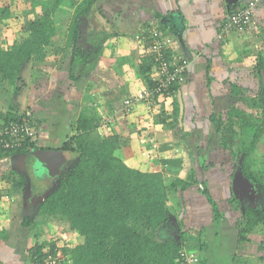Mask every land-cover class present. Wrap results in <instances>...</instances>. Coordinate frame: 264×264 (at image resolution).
<instances>
[{
    "label": "crops",
    "instance_id": "crops-1",
    "mask_svg": "<svg viewBox=\"0 0 264 264\" xmlns=\"http://www.w3.org/2000/svg\"><path fill=\"white\" fill-rule=\"evenodd\" d=\"M27 1L32 0H23ZM81 1L63 0L58 8L54 4L53 19L56 25L58 21L65 22V27L59 30L57 25L46 61L32 69L30 66L28 84L26 78L17 79L19 90H14L0 82V130L3 117L27 110L36 123L37 149L57 151L74 134L73 125L81 114L95 117L98 134L124 140L125 146L114 154L128 167L160 173L167 183L176 180L187 183L190 175L196 181L169 196V219L159 230L161 239H178L180 233H186L193 239L187 243L192 245L197 239L204 242L203 252L195 253L201 254V264H264V222H258L257 218L253 231L245 240L239 239L243 213L247 209L264 210V194L241 172L235 194L233 182L237 167L228 151L220 149L210 122L217 100L226 96L230 83L250 93H264V72L254 92L252 85L256 78L251 71L255 55L261 52L264 57L262 41L260 50H252L256 40H261L254 36V31L264 25V1L254 9L248 28L231 34L224 44L217 39L223 21L247 0H97L93 17L82 18L80 30L83 35L102 31L111 34V38L97 61H90L89 67L95 64L91 73L82 72L83 66L70 67L72 48L65 39H60L67 37L74 9ZM38 2L33 0L31 4ZM47 3L53 4L55 0ZM149 27H157L167 38L169 52L188 61L187 80L172 97L158 98V103L151 104V108L140 103L126 113L123 101L146 87L131 73L120 72L133 68L129 65L133 59L136 66L140 63L144 55L133 37L140 29ZM20 36L23 34L0 46L9 48ZM89 49L85 47L88 52ZM248 73L249 77L242 82L237 80ZM116 78L120 81L123 78L129 90L111 88ZM115 92L122 94L120 100ZM174 99L179 107L178 124L172 127L153 122L154 109L163 108L168 115L175 108ZM37 149L27 154L0 156V231L14 224V214L21 203L19 198L31 210L58 180L59 174L36 175L32 151ZM64 155L65 162L70 160L71 156ZM250 165L255 174H264V141L257 145ZM18 180L23 182L20 188L16 186ZM182 195L193 200V208L186 218L179 200ZM212 203L222 214L218 221ZM4 261L6 256H0V262Z\"/></svg>",
    "mask_w": 264,
    "mask_h": 264
},
{
    "label": "trees",
    "instance_id": "trees-1",
    "mask_svg": "<svg viewBox=\"0 0 264 264\" xmlns=\"http://www.w3.org/2000/svg\"><path fill=\"white\" fill-rule=\"evenodd\" d=\"M62 1L44 3L39 15L22 20L18 30L26 36H20L9 48L0 46V82L19 90L16 81L22 68L30 65L32 69L46 61L58 28L53 19L54 4L58 8ZM13 2L9 6H0V27L16 19L10 9ZM96 2L82 0L76 5L64 40L72 48L70 67L83 66L82 72L94 69L95 64L89 68L90 61H97L111 38V34L102 31L83 35L80 30L82 18L93 17ZM259 37L264 45V28L259 31ZM86 46L90 47L89 52L85 50ZM153 64L152 57L144 55L137 65L138 78L147 90L154 89L150 79ZM251 71L254 78L260 79L264 72L261 52L257 53ZM180 88L173 86L168 95L154 93L151 102L170 98ZM227 89L228 93L217 100L210 117L214 136L220 149L228 151L236 169L256 183L264 194V174H255L250 165L257 145L264 141V93H250L233 83ZM174 101L172 113L166 115L160 108L154 122L172 127L178 124L179 107L177 100ZM20 116L21 113L3 117L1 130ZM97 124L95 117L84 114L78 117L73 125L74 134L57 149L71 154L70 167L59 174L53 190L32 208L36 218L27 216L22 223L29 227L34 238H38L43 227L51 222H63L68 229L64 232L66 239L78 236L83 242L65 252L57 248L56 243L37 242L28 251L27 264H45L49 260H55L57 264H184L181 254L196 257L201 264V254L195 253H202L205 244L197 239L199 237L192 245L187 243L193 240L192 236L186 233H180L178 239L159 237V230L169 219V196L174 190L195 184L193 176L190 175L187 183L177 180L167 183L160 173L128 167L114 154L125 146L122 137L98 134ZM36 144L37 141H25L17 150L0 153V156L18 152L27 154L37 149ZM22 184V180H18L16 186L20 188ZM211 205L215 220H220L222 214L215 204ZM257 218L258 222H264V210H245L243 223L240 222V241L253 231Z\"/></svg>",
    "mask_w": 264,
    "mask_h": 264
},
{
    "label": "built area",
    "instance_id": "built-area-1",
    "mask_svg": "<svg viewBox=\"0 0 264 264\" xmlns=\"http://www.w3.org/2000/svg\"><path fill=\"white\" fill-rule=\"evenodd\" d=\"M264 0H247L223 21L217 39L226 44L231 34L242 32L251 23L254 9ZM135 41L141 46L143 55L153 59V70L150 75L153 90H143L127 97L123 101L126 113L132 112L140 103H150L154 93L168 95L173 86H182L187 80L189 63L178 58L167 49V38L157 27L143 28L134 35ZM36 143L37 128L31 112L25 110L17 121L9 122L4 130H0V153L17 150L24 142ZM184 264H198L199 260L181 254ZM45 264H57L49 260Z\"/></svg>",
    "mask_w": 264,
    "mask_h": 264
},
{
    "label": "rangeland",
    "instance_id": "rangeland-1",
    "mask_svg": "<svg viewBox=\"0 0 264 264\" xmlns=\"http://www.w3.org/2000/svg\"><path fill=\"white\" fill-rule=\"evenodd\" d=\"M32 1L23 2V0H15L13 2L11 0H0V6H9V4H11L10 2H13L12 5L10 6V9H11V11L14 12V14H16V19L14 21H10V22H8L7 25H2L0 27V45L5 46V45H8L9 42L11 43L12 40H14L12 38H14V37L16 38L17 35H19V33H20L18 31V29L22 23V20L24 18L31 19V18H33V16L38 15L40 13V11H42L44 9V3L47 2V0H39L38 3L31 4ZM262 19L264 21V17ZM64 24H65V22L58 21L57 22V25L59 26L58 29L63 30V28L65 27ZM262 26L264 27L263 24H261V28H262ZM261 28L257 27L254 31L255 32L254 36L257 35L259 39H261V38L259 37V33L257 34V32H259L261 30ZM244 31L245 30H243V32ZM60 39L63 40V39H65V37H61ZM133 40L135 41L134 37H133ZM256 41H257V43L254 41L255 43L252 46V50H257V48L260 50L259 47H261L260 42L262 40H256ZM131 64H132L133 68L126 70L125 72L122 69L120 74L131 73L132 75H134L136 77V79L138 81L141 82V80L138 78V70H137L136 62L134 59H133V61H131V63L129 65L131 66ZM90 66H92V65H90ZM87 71H89L90 73L92 72L90 70H87ZM97 71H100V70H97ZM109 71L112 72L115 70L109 69ZM115 73H116V71H115ZM119 76H121V75H119ZM122 77L124 78V76H122ZM246 77H249V73L247 75L241 77V78H238L237 80L242 82V79H245ZM123 78L121 81L116 78L114 80V84H111V86H113L111 88H118L119 90L126 88V90H129V85H128V83H126V81H124ZM142 85H144L143 82H142ZM259 85H260L259 79H256L255 83L252 85L253 91L255 89L257 90ZM136 93H133V94H136ZM251 93H253V92H251ZM133 94H130L129 97ZM114 95H115V97H117V99L119 98V100L122 97V94L120 95L119 92H115ZM151 104H153V102L146 103L145 105L150 106ZM151 106H150V108H151ZM156 107H157V105H155L153 107V109ZM136 108H137V106L135 107V109ZM146 108H149V107H146ZM154 111L156 112V114H154L155 115L154 119H155V117L159 111H157L156 109H154ZM154 119H152L153 122H154ZM33 187H34V185H33ZM182 196L183 197H180L179 200L181 202V204H180L181 205V211L184 212V215L186 218V216L189 215V211L191 210V208H193V200L190 201L187 196H185V195H182ZM19 200L21 201V203H19L20 204L19 208L15 212V214L13 213L14 214V224L12 225V227L10 226L8 229L6 228V229H4V230L2 229L0 231V241H1V243H0V256L3 255L4 258L6 256V262L4 261L5 263H3V264H27L28 263V257H29L28 251L37 242L38 243H49V242L56 243L57 248L63 250L64 252L69 251L70 249H72L76 245L81 244L83 242L82 238L78 237V236H71V238L66 239L64 232H67V230H68L67 226L63 222H59V221L51 222L50 224H48L47 227H43V229H40L39 234H37L38 238H34L32 231L29 230V227L23 226L22 223L24 221V218L27 216L33 217L35 219L36 218L34 215L35 211L32 209L30 210L28 205L25 204V201H23V198H19Z\"/></svg>",
    "mask_w": 264,
    "mask_h": 264
},
{
    "label": "water",
    "instance_id": "water-1",
    "mask_svg": "<svg viewBox=\"0 0 264 264\" xmlns=\"http://www.w3.org/2000/svg\"><path fill=\"white\" fill-rule=\"evenodd\" d=\"M23 79L26 78L27 84L30 81V65H26V67H23L22 70L20 71L18 78L17 79ZM262 80L264 83V79L262 76ZM18 82V80H17ZM22 84V82L20 83ZM24 93V92H23ZM67 155L71 156V154L66 153ZM32 155L34 156L35 162H36V170L35 172L38 173L37 171L39 169L45 171L48 175H56L58 174L60 168L65 162V155L61 151H55V150H34L32 151ZM240 171L237 170L235 173V178L233 182V191L237 192V187L236 183L237 181H240ZM53 188H51L48 192H46L38 201L43 200L51 191ZM0 264H3L0 262Z\"/></svg>",
    "mask_w": 264,
    "mask_h": 264
},
{
    "label": "flooded vegetation",
    "instance_id": "flooded-vegetation-1",
    "mask_svg": "<svg viewBox=\"0 0 264 264\" xmlns=\"http://www.w3.org/2000/svg\"><path fill=\"white\" fill-rule=\"evenodd\" d=\"M70 165H71V163H70L69 160H67L66 162H64V164H63L62 167L60 168L58 174H60L62 171H64V170L67 169L68 167H70ZM37 172H38V173H36V175H37L38 177H40V176H42V173H44L45 171L39 169ZM56 183H57V181H56ZM56 183H55V185H56ZM55 185H54V186H55Z\"/></svg>",
    "mask_w": 264,
    "mask_h": 264
},
{
    "label": "clouds",
    "instance_id": "clouds-1",
    "mask_svg": "<svg viewBox=\"0 0 264 264\" xmlns=\"http://www.w3.org/2000/svg\"><path fill=\"white\" fill-rule=\"evenodd\" d=\"M241 7V6H240Z\"/></svg>",
    "mask_w": 264,
    "mask_h": 264
}]
</instances>
